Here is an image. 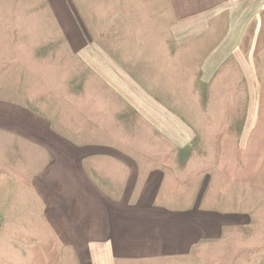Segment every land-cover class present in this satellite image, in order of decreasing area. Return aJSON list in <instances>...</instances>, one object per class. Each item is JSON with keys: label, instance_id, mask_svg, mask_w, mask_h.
I'll return each instance as SVG.
<instances>
[{"label": "crops", "instance_id": "obj_1", "mask_svg": "<svg viewBox=\"0 0 264 264\" xmlns=\"http://www.w3.org/2000/svg\"><path fill=\"white\" fill-rule=\"evenodd\" d=\"M154 1L157 13L169 18L164 30L172 32L175 16L179 44L226 16L225 34L205 64L242 57L251 77L241 47L264 0ZM103 46L71 47L95 79L125 78ZM97 93L114 94L127 104L102 115H110L115 129L106 136L96 125L95 136L101 137L86 140L61 135L53 126L56 118L43 107L0 88V245L5 257L30 252L41 256V264L44 255L52 256L51 264H66L65 255L72 264H202L211 248L213 264L225 257L228 264H264V225L258 227L253 213L250 172L236 185L230 175L223 189L216 181L226 176L220 169L196 171L187 161H169L172 152L164 161L134 149L132 135L116 133L118 125L130 124L115 112L128 110L132 121L140 118L158 128L174 150L188 144L189 125L145 88L113 86Z\"/></svg>", "mask_w": 264, "mask_h": 264}, {"label": "rangeland", "instance_id": "obj_2", "mask_svg": "<svg viewBox=\"0 0 264 264\" xmlns=\"http://www.w3.org/2000/svg\"><path fill=\"white\" fill-rule=\"evenodd\" d=\"M124 1L0 0V88L11 90L15 98H27L31 106L43 107L47 116L56 118L53 126L61 135L86 140L101 137L95 136L96 125L104 131H100L102 135L115 129L110 115H102L127 104L126 99L98 94L97 90L113 86L145 88L151 92L149 96L169 106L189 125L188 144L174 150L158 128L152 129L140 118L132 121L131 112L125 109L114 115H121L130 126L118 125L116 133L132 135L134 149L158 159L168 160L167 154L172 152L175 156L169 161H187L196 171L220 169L226 176L216 181L223 189L230 175V182L236 185L250 172L253 213L261 227L264 8L242 42L241 49L252 68L249 77L242 57L205 64L225 34L226 16L217 17L212 28L198 36L185 41L182 37L179 44L173 31L174 15L170 32L163 28L169 18L157 13L154 0ZM94 42L108 48L125 78L95 79L93 72L77 62L78 54L71 46ZM208 68L213 69V75H207ZM226 247L225 243L220 248L225 251ZM204 253L199 263L213 264L211 248ZM5 256L0 245V264H41V256L30 252ZM51 257L42 256V263L51 264ZM64 257L66 264H72L67 255ZM219 264H228L226 257Z\"/></svg>", "mask_w": 264, "mask_h": 264}]
</instances>
